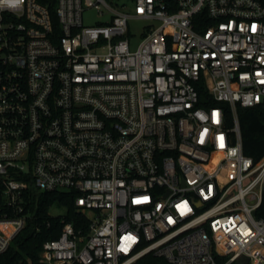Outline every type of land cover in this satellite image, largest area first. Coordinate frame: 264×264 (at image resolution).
Returning <instances> with one entry per match:
<instances>
[{
    "label": "built area",
    "instance_id": "built-area-1",
    "mask_svg": "<svg viewBox=\"0 0 264 264\" xmlns=\"http://www.w3.org/2000/svg\"><path fill=\"white\" fill-rule=\"evenodd\" d=\"M131 19L158 24L136 49ZM240 108L264 110V0H0V254L31 192H64L88 232L65 222L40 264H264Z\"/></svg>",
    "mask_w": 264,
    "mask_h": 264
},
{
    "label": "trees",
    "instance_id": "trees-1",
    "mask_svg": "<svg viewBox=\"0 0 264 264\" xmlns=\"http://www.w3.org/2000/svg\"><path fill=\"white\" fill-rule=\"evenodd\" d=\"M47 5L54 14L56 0H39ZM55 18V16H54ZM205 92L202 90V96ZM228 113L229 125L233 121L228 104H220ZM242 138L245 155L259 161L264 157V110L261 108L239 109ZM56 204L68 206L69 214L54 217L50 208ZM26 212L31 218L26 228L13 240L9 249L0 254V264H40V254L46 241L58 239L63 231L65 222H73L76 229L88 232L87 218L78 212L75 207V195L69 193H39L31 192V197L26 205ZM218 264H225L229 258L216 256ZM137 264H168L164 259L149 255ZM232 264H251L246 257H241Z\"/></svg>",
    "mask_w": 264,
    "mask_h": 264
},
{
    "label": "rangeland",
    "instance_id": "rangeland-1",
    "mask_svg": "<svg viewBox=\"0 0 264 264\" xmlns=\"http://www.w3.org/2000/svg\"><path fill=\"white\" fill-rule=\"evenodd\" d=\"M112 5L115 4V0H108ZM130 14H135V6H131L129 9ZM106 21V18L101 16L100 11L95 8L86 10L84 12V23L87 27L103 25ZM130 38L132 39V49H136L140 42L143 40V34L146 28L149 26L156 25L157 23L146 21V20H137L131 19L130 21ZM50 214L54 217L67 216L69 214L68 206L65 204L59 205L56 204L50 208Z\"/></svg>",
    "mask_w": 264,
    "mask_h": 264
}]
</instances>
